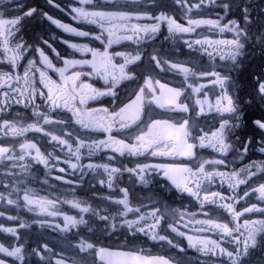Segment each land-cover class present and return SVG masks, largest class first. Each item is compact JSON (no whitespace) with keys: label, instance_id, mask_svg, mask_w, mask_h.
Listing matches in <instances>:
<instances>
[{"label":"snow or ice","instance_id":"1","mask_svg":"<svg viewBox=\"0 0 264 264\" xmlns=\"http://www.w3.org/2000/svg\"><path fill=\"white\" fill-rule=\"evenodd\" d=\"M32 22L79 39L60 38L61 52ZM90 175L108 192L80 199ZM0 217L17 225L0 224V264L264 257V0H0ZM32 224L76 229L70 251L33 246Z\"/></svg>","mask_w":264,"mask_h":264},{"label":"flooded vegetation","instance_id":"2","mask_svg":"<svg viewBox=\"0 0 264 264\" xmlns=\"http://www.w3.org/2000/svg\"><path fill=\"white\" fill-rule=\"evenodd\" d=\"M30 2L33 4L38 3V2L42 3L43 0H30ZM58 2L61 4V6H68L70 4H73L75 2V0H58ZM49 11H51L53 15L60 18L62 20V22L69 23L73 26H76L74 21H72L70 16L65 15V13L60 12L58 9H51L50 8ZM208 15L214 16L215 13L214 12L213 13H206L204 18H207ZM178 22L184 23L183 19H181L179 17V14H178ZM197 31L199 32L200 30H197ZM27 32L30 35H38L40 33H44L46 36L56 35L57 39L55 41H53L54 46H56L58 48V50H60L61 52H65V53H70L71 50L67 49L66 45H62L59 43L60 38L70 39L73 41H76L79 39V38L68 36V34H65V33L61 32L60 30L55 29L54 26H52L51 31H49L48 28H42L36 22H32L27 26ZM210 38H219V37L213 36ZM225 38H230V34H226ZM162 41H163V37H161L159 40H157L156 41L157 46H159ZM132 47H135V46H132ZM167 49L171 53H174L175 58H178L180 60H187L188 59V56H181L180 55L179 48L177 47V45L173 44L171 41L167 42ZM184 51L187 52V49L185 48ZM194 62L199 63L198 60H195ZM204 63H205V66H208L207 56L204 57ZM247 63L251 65L249 70L255 71L261 63V57L259 56V53L257 52L256 54H254L252 56L251 60L247 61ZM250 115H259V112L256 110H252ZM29 136L30 137L35 136V137L39 138L40 134L30 133ZM254 156L258 157L259 153L255 152ZM95 159L98 160L99 157H97ZM85 162H87V161H85ZM64 167L67 168L68 166L64 165ZM43 172H44V169L41 167L39 169V173H38L41 176V179L43 178V175H42ZM69 172H71L70 169H69ZM58 175H63V174L58 173ZM78 176H79V173H76L75 177L69 176L68 178L75 179V178H78ZM88 180H89V183L85 184L83 186V188H81L79 190V198L80 199H87L89 197H92L94 192L105 193V194L108 192V189L106 188V186L104 188H101L99 183L95 179H93L91 177V175L88 177ZM52 183L59 186L56 191L52 192V196L55 197L57 192H59L61 194V199H63V194L68 191L69 186L63 185L60 181H52ZM93 183L96 184L95 190L92 189V187H91V184H93ZM123 183L124 184L129 183L127 176H125ZM37 188H38V190H40L41 186L37 185ZM41 194L47 195L48 193L46 191H42ZM114 195H115V193H114ZM164 195L167 196L170 201H177L178 202V197L173 196L171 193H164ZM62 207L64 210H66L68 212V214H73L75 211V210L70 209L67 205H63ZM5 210L11 211V209H9L7 207L5 208ZM22 218L25 219L30 224H31V221L33 219L32 214H30V213H22ZM47 219L51 220V218H47ZM56 222H59L61 225H63L62 218H59ZM0 224H3L5 226H13V227L17 226L13 222H9V221L5 220L3 217H0ZM21 232L24 233V239L26 241L30 240L32 242L33 246H35L36 244L41 243V242H46L50 247H53L56 250H63L64 252H69L70 251L69 241L65 237H66V235H74L76 232V229H73L71 231V233H69V234H65V233H61L58 229L53 230V228L47 227V226L45 228L41 229L39 227V225L32 224L30 229H22ZM83 234L84 235H90V233H87L86 231H84ZM8 239H9L8 237H6L4 234L0 233V243H6ZM183 244L185 247H187V241L186 240L183 241ZM147 246H151V242H148ZM153 251L156 253H169V249L167 248V246H165L164 248L154 247ZM89 259H91V258H89ZM204 259H206V258L200 257L198 253H196L195 251H193L191 249H189V253L185 257V260L190 262V264H200V260H204ZM253 259H254V264H262V261H264V257L259 256V254H257V256H255Z\"/></svg>","mask_w":264,"mask_h":264}]
</instances>
